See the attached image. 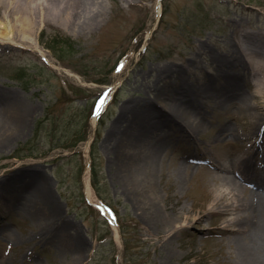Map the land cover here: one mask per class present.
I'll use <instances>...</instances> for the list:
<instances>
[{
    "label": "rangeland",
    "instance_id": "374dc122",
    "mask_svg": "<svg viewBox=\"0 0 264 264\" xmlns=\"http://www.w3.org/2000/svg\"><path fill=\"white\" fill-rule=\"evenodd\" d=\"M90 8V30L67 24L51 11L22 28L14 13L1 9L0 91L30 113L24 132L0 149V178L16 167L27 171L23 186L32 177H45L58 220L68 228L58 236L21 199L0 219L7 227L5 233V227L0 229V264H70L75 256L70 237L82 244L78 264H238L220 230L223 218L212 206L217 191L207 161L223 157L221 165L231 169L244 156L246 140L213 136L222 124L247 133L255 121L249 111L207 109L201 134L186 143L174 129V144L157 160L155 183L162 202L170 210L186 206L191 217L205 214L202 225L191 222L175 232L173 257L161 255L158 230L122 187L116 155L104 141L125 104L131 101L136 109L163 105L156 88L173 83L164 71L178 70L184 86L196 90L217 74V58L239 56L236 44L247 58L264 53V0H104ZM239 68L242 79L250 75L241 83L248 96L251 84L257 87L264 77L246 63ZM183 155L192 156V162L179 175ZM260 156L254 162L262 173ZM35 233L47 242H39Z\"/></svg>",
    "mask_w": 264,
    "mask_h": 264
},
{
    "label": "bare ground",
    "instance_id": "6f19581e",
    "mask_svg": "<svg viewBox=\"0 0 264 264\" xmlns=\"http://www.w3.org/2000/svg\"><path fill=\"white\" fill-rule=\"evenodd\" d=\"M97 3L103 5L104 0H0V12L4 9L11 15L14 13L16 20L19 18L21 21L22 28L30 26L31 21L35 23V17L51 11L54 17L65 19L67 24L90 30V26L94 24L90 6ZM101 14L96 13V17ZM6 35L8 34L2 38ZM236 45L238 48L234 49L239 56L228 54L217 58V74L210 75L200 89L184 86L182 76L176 77L178 70L164 71L173 83L166 84L165 88H156V97L163 105L148 103L147 106L136 109L131 101L125 104L104 141L116 155V177L122 187L134 200L138 210H141L149 226L158 230V243L163 257L175 256L176 249L172 245L175 232L184 230L191 222L202 225L205 214L191 217V210L186 206H173L170 210L169 205L162 202L155 183L157 160L174 144V137L171 138V134L175 135L174 129L180 132L186 143H191L189 139H193L195 134H201L210 108L236 106L241 113L249 111L255 121L244 134L229 124L217 127L213 139L230 137L246 140L248 145L243 152L244 156L231 163V169H225L221 165L223 157L215 158L213 163L207 161L208 165L213 166L210 179L216 183L217 191L212 206L215 208L214 212L223 218L220 230L225 234L237 263L264 264V78L258 81L257 87L251 84L253 93L247 96L241 83H246L244 79H249L250 75H244V79L239 77L242 73L239 66L245 63L247 69L250 66V70L254 69L260 77L261 74L264 77V53L256 52L247 58L243 47ZM157 77L162 81L161 75ZM106 103L107 100H104L99 104L96 114L104 109ZM29 110L26 105H19L11 96L7 97L0 91V149L14 135L24 132ZM258 153L261 154L258 168L263 171L260 174L254 162ZM182 159L178 168L179 175L187 173L192 156L183 155ZM19 169L16 167L8 175H1L0 219L13 208L14 203L18 204L23 199L20 201L21 205L36 208L35 216L43 217L41 219L50 224L52 230L60 236L68 228V224L58 220L59 208L47 189L46 178L41 175L32 177L23 186L27 171H17ZM247 182L253 184L252 189L245 187L244 183ZM2 227H5L2 229L5 233L7 227L1 224L0 229ZM34 238H38L39 242H47V237L41 233H35ZM70 242L75 256L69 263L78 264L81 258V241L70 237Z\"/></svg>",
    "mask_w": 264,
    "mask_h": 264
}]
</instances>
